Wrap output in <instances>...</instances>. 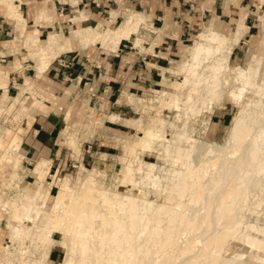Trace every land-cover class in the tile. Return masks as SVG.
Wrapping results in <instances>:
<instances>
[{"label":"bare ground","instance_id":"obj_1","mask_svg":"<svg viewBox=\"0 0 264 264\" xmlns=\"http://www.w3.org/2000/svg\"><path fill=\"white\" fill-rule=\"evenodd\" d=\"M20 3V0H0V6L5 8L9 19L19 21L22 20ZM47 3L41 0L40 5L34 7L32 18H36V26L41 20L49 26L52 20L54 10ZM119 14L128 16L125 24L109 30V24ZM258 19L264 25V16L260 15ZM145 20L140 13L121 8L119 12H111L106 25L98 24L80 31L87 39L93 36L96 43L101 38V43L111 40L119 44L123 39L131 40L134 34L132 48L139 50L144 39L143 33L139 34V26ZM150 27L154 28L152 24ZM241 28H245L243 19L234 27L232 39L235 42ZM77 32L73 30L70 34L76 36ZM229 39L228 34L203 27L194 36L188 57L181 60L176 69H160L158 109L137 125V131L142 135H116L114 141L124 154L115 157L120 169L108 180V185L99 180H104L106 172L93 167L84 168L85 175L76 189L70 186L68 178L55 179L53 175V180L43 186L51 161L39 158L30 170L35 178L31 192L19 191L18 188L13 197L0 195V210L37 237V240L30 238L28 242L21 236L20 227L11 225L10 241L12 249L19 253L21 262L18 264H46L48 251L55 243L53 233L61 235V248L67 251L61 264H264V222L255 221L258 214L264 219V198L251 195L249 189L264 180V64L256 53L245 66L236 64L230 68L231 46L226 47ZM58 40V35L51 33L42 45L39 30L35 29L25 38L24 48L32 54L48 56L49 51L58 48ZM208 59H212L213 64L206 67L209 75H204L198 69ZM19 66L20 60L16 59L13 69ZM222 71L236 73L234 78L239 87L228 94L236 104L241 103V108L233 114L227 128L229 140L224 146L198 144L193 127L198 115L205 113L201 121L203 130L206 129L212 112L210 104L221 96ZM41 73L38 72L37 76ZM171 73L182 74L183 80L172 83ZM5 79L7 71L0 69V81ZM23 81L10 103L5 102V96L0 97V113L17 110L19 115L30 111L34 115L36 110L44 107L39 99L41 90H36L28 78L24 77ZM223 84L227 87L229 82L224 80ZM188 85V92L184 93ZM247 88L252 89L253 97L242 102ZM6 89L7 83L3 84L2 91ZM194 95L200 97L195 98ZM183 96L184 108H181L186 111V122L181 124V133L177 136L181 134L188 138L182 140L180 135L181 139L176 137L169 141L166 129L174 128V121L167 122L160 112L163 107L178 111ZM125 98L132 101L134 97L126 93ZM137 99L142 100L140 97ZM87 118L86 124H89L91 121ZM29 119L32 121L34 117ZM111 119L117 120L120 116L112 113ZM188 124L193 128L189 134L186 133ZM18 131L0 149V167H10L14 171L10 173L12 177L16 176V162L21 158L17 150L22 130ZM64 142L78 150L75 134L69 135ZM149 151L154 153L155 162L141 158L143 152ZM104 156L102 154V158ZM4 178L0 181L3 182L2 187L12 188L11 180ZM53 185L57 193L47 206L46 200ZM117 186H123L125 192H119ZM147 188L152 190V200L147 197ZM30 246L34 249L44 247L40 259L32 260L26 255ZM9 248H4L6 255L12 252Z\"/></svg>","mask_w":264,"mask_h":264},{"label":"rangeland","instance_id":"obj_2","mask_svg":"<svg viewBox=\"0 0 264 264\" xmlns=\"http://www.w3.org/2000/svg\"><path fill=\"white\" fill-rule=\"evenodd\" d=\"M39 1L41 0H20L21 3L19 5V9L22 12L21 21L14 18L9 19V16L5 8L0 6V17H4L5 20L6 18L9 19L6 21H10V26H11V32L9 31L7 35L1 37L2 34H0V57L1 55H3L4 57V61L0 62V69L7 71V79L2 80V82L0 81V97L5 96L4 97L5 102L10 103L12 97L18 91V87L23 85L24 83L23 78L26 77L29 80H31L36 90L38 91L41 90L39 92V94L41 93L40 94L41 97H39V99L44 104V107H40L39 109L40 111L36 110L34 115L31 111L24 113L26 114V116L24 114L19 115L17 114V110L16 111L12 110L10 112L2 111L0 113V149H2V147L6 144V142H8L9 140L8 138L10 136L14 135L16 132H19L18 130L20 131L22 130L20 144L17 150L21 158H19L20 161L18 160L16 162L17 164L15 168L17 172V173L15 172L16 176L12 177L10 173L12 172L14 173V171L10 169V167L8 168L3 166L0 167V181L4 180L5 179L4 177L9 178V180L11 181L13 180L12 182L10 181V183L13 184V185L11 184L12 188L11 186H6V185L5 187H2L3 182H0V195H2V197H5L7 195L13 197L12 195L18 192V188L19 191L21 189L22 191L28 190L29 192H31L32 189L34 188L35 178L30 170L32 169L35 161L39 159L37 157L38 154L35 152L34 155L30 157V155L27 153L26 146H23L24 144L22 143L23 141H26L25 139H29L28 130L30 129V123H31V119L29 118L31 116H33L35 119L37 116L46 115V113L51 115L57 114L60 116L59 120L61 121L59 127L56 126L55 130L53 131L54 139H52V141L53 140L55 141L54 144H51L52 146L49 150L50 154H47V156L45 157V158L49 157L51 162L48 168V172L45 175L43 186H47L48 183L51 180H53V178H51V175H53L55 179L68 178L70 186L71 187L73 186L74 189H76L80 187L81 185L80 181L85 175L84 168L91 169L93 167H96L98 170L105 171L106 177H104V180L101 178L99 180H101L102 184L108 185V180L111 179L113 177V174L118 172V170L120 169V164L115 162V157L124 154L122 148L119 147L114 141L116 140V135L125 134V137L142 135L140 131H137L138 130L137 125L142 123L146 115H151L152 112L158 109V106L160 104V99L159 96L157 95H159L158 89L161 88V86L159 85L161 81V76H160L161 70L159 71L160 75L154 78L155 82L153 83V85L140 89L137 92H134V90L130 88L128 91L132 93L128 92L127 89H123V91L119 93L120 96L117 95L118 98L116 99L115 103L120 104L121 110L124 111L123 114L122 113L120 114L121 115L120 119L117 120L111 119L112 113L100 114L99 112L96 111L97 107L95 108L91 105L90 106L88 105L90 94L93 93L94 90V86H91L88 83L86 84L84 83V82H89V80L86 79L82 80L79 84H75L74 81H70V82L67 81L65 82L66 84L70 83L67 89L63 90L62 87L60 88L58 87V89H56V86L52 84L51 81H49V79L45 76V71L48 69L50 63L54 59H56L59 55H64L73 64L75 63L74 61L76 58V53L79 52L80 54H83L81 60L79 61V63H77L81 67V65L85 66L88 64V61L85 59V57L90 58L91 56H99V52H102L103 54L106 55H111L113 54V52L116 51L118 47V44H116V42H111V40H106V41L104 40V42L101 43V38H99L96 43V40L93 39V36H88L89 39L85 38V35L80 31V29L85 27H96L98 24L106 25L108 23V17L111 16V13L109 14V12L118 10L119 4L116 2L114 3L112 0H110L108 1L110 2V4L106 6L105 11L101 12L102 15L98 14L95 16L93 21L91 19L90 22L86 21L84 23L79 24V21L85 18L84 16L85 14L81 12V10L78 11L77 6H81V4L75 5L77 0H46V2H48L47 3L48 7L53 8V10H54V4H57L62 7L64 6L66 7V5H70V8L71 9L74 8L77 12L69 14L67 8L66 9L64 8L62 9L63 11L61 13L54 12L52 20L49 23V26H47L46 23H44L45 21L42 20L40 21L41 23L38 26H36V18L35 17L32 18L33 15L32 12H34V7L40 5ZM16 3L18 4L19 2L16 1ZM231 3L233 5H236L235 4L236 1L231 0ZM120 6L123 8H127V6L122 3ZM129 9H133V8H129ZM134 10L138 11L137 9H133L131 11ZM138 12L146 15V19H147L139 26V29L145 26L143 28L145 30V33L142 34L140 33L139 30V34L140 35L142 34L144 37V39H142L140 42L139 50L154 53L153 51L154 41L151 40L149 33L152 32L154 34H163L165 29L167 28L171 29L172 22L170 20L169 21L163 20L162 23L163 27L157 28L159 25L158 23H156L154 24L156 25V27L154 26L153 28L154 30H153L150 27L151 24V21L149 19L150 16L143 11H138ZM260 15L264 16V0H253V6H251V14L247 17V22L244 23L245 28H241L242 30L241 29L238 30L239 36L237 42H235L234 39H232L234 37L232 33L235 25L239 23L241 19L244 20L245 12L244 13L240 12L239 18L237 19H228L224 21L218 18L216 19L217 22L215 23H214L215 19H211L209 21L208 19H206L205 22H200L197 29L193 31L189 40L183 41L180 44H178L176 48L170 51L171 53L169 55L165 53L164 54L158 53V55L166 57L165 63L162 65V68L176 69L178 63L181 60H184L188 57L189 46L192 43L194 36L203 27H208L220 33H225L230 35V39L226 44V47L231 46V52L228 57V64L230 68L235 66L236 64L240 66H245L246 63H248L247 61H249L250 57L256 53L260 55L259 61L264 64V25H262V23L259 22L258 16ZM127 18H128L127 15H123V14L117 15L115 19L109 24L108 29L112 31L115 30L120 24L124 25ZM247 25L249 27L248 31L246 29ZM59 26L62 28H60ZM40 27H43L42 32L39 30ZM35 29L39 30V38L42 45L46 43L49 34L55 33L58 35L59 40L56 44L58 46V48L56 47L57 50H55L56 48L54 47L56 53L54 52V50H52L53 54H51L52 52L49 51L46 54L48 56H43V55L38 56L36 54H32L26 48H24L25 38L27 37L29 32ZM73 30H78L76 36H72L70 34L71 31ZM15 37L17 38V40ZM134 38L135 35L134 37H131L130 40L131 47H132V40ZM3 40L7 42H4ZM143 41L149 42L147 48L144 47ZM125 44L127 46L130 45V43L128 42ZM124 49H127V47ZM224 54H226V51L224 52ZM16 59L20 60V66L18 69H13ZM211 64H213L212 59L206 60L201 64L198 71L200 73H203L204 75H209V70H206V67L210 66ZM40 71H42L41 76H37L38 72ZM12 75H14L13 82L11 83L12 79H10V83H9L8 78H10V76ZM235 76L236 73L234 72L231 73L230 71H222L220 77L221 86L219 89L221 96L217 101L212 102L213 104L212 103L210 104L212 112L210 113V119L208 124H206L205 130H203L204 125H202V121L204 120L203 118L206 115L205 113H203L202 115H198L197 117L198 121L193 127L195 130L194 137L196 136L195 140L198 144H205V145L216 144L217 146L222 147L229 140V134L227 128L230 127L229 125L231 124L233 114L238 109L241 108V103L236 104V102L229 96L231 90H236L237 87H239V84L235 81L234 78ZM169 77L172 83L181 82L183 80L182 74L171 73L169 74ZM224 80H227L229 82V85L227 87H225V85L223 84ZM191 82L192 81L190 80L189 85H191ZM5 83H7L8 87L4 92L2 91V87L3 84ZM170 85L169 87H171ZM189 85L183 90L184 93L188 92ZM247 90H248L247 93H245L244 95V97L246 98H243L242 102H247L249 98L253 97L252 89L247 88ZM126 93L134 97L132 98V101H128L127 98H125ZM117 96L115 95L114 97ZM137 97L142 98V100H138ZM193 97L199 98L200 95H194ZM113 98L111 100H113ZM183 98L184 96L180 98L178 111H176L171 107L170 108L163 107L164 109L162 108L160 112L161 114L160 116L166 119L167 122L171 120L174 121V125H175L174 128L167 127L166 129L167 140L169 141L176 139V137H178L179 139L181 135L180 134L179 136H177L179 133H181L180 130L181 124L184 123L185 121L184 112L186 111H184L185 109H183L184 108L182 104ZM100 100L105 101L102 99ZM145 107L148 109H145ZM117 110L118 108L110 109V111L112 112H117ZM202 110L205 109L202 108ZM67 112L68 114L65 115V113ZM248 112H250V110ZM180 114L182 115L181 116L182 118L179 116ZM87 117H89L91 121L89 122V124H86V121L88 119ZM178 117L180 118L178 119ZM106 119H108L113 123L106 122L105 121ZM114 123L119 125H116ZM58 124L59 123H57V125ZM176 126L179 127L177 128ZM193 128L191 124H188L186 127V133L189 134L190 130ZM170 129L172 130V132H174V134L172 132L169 133V131H171ZM6 130L9 131L8 134H6L7 132ZM72 133L75 134L76 142L79 143L78 150H75L67 146V144L64 142L68 138V136L71 135ZM169 135L170 136L173 135L174 137L173 138L171 137L170 139ZM184 138L187 139L188 137L184 136ZM184 138L182 140H185ZM121 143L122 142H120L119 144L120 146H122ZM157 146L160 149L159 144H157L156 147ZM102 154H105L103 158H102ZM154 157H155L154 153L150 151L143 152L141 154V158L146 161L155 162L156 159ZM15 184H17L18 186H15ZM252 187L255 189H252ZM116 189L121 193L125 192L124 190L125 188L123 186H117ZM149 189L150 188L146 189L147 197L152 200L153 193L152 190ZM249 189H251V195L256 194V196H260V198H264V193L262 192L264 191V180H262L261 184L250 186ZM133 192L135 193L136 191ZM56 193H57L56 186L54 185L51 186L48 198L46 200L47 206L51 203L53 196ZM250 199L252 198L250 197ZM258 215H256L255 221L259 223H263L264 222L263 217H261L260 214ZM11 225L14 227H18V226L20 227L18 228L20 230L21 236L26 241L29 242L30 238L37 240V237L35 235L33 234L31 235V230L26 229V226L24 227V225L20 223H17L15 221L13 222V220H11L9 216L7 217V214H4V212L0 210V264H6V263L18 264L21 262L19 253L12 249V245L10 241L11 229H12ZM22 228H24L25 230ZM52 236L55 243L52 244V246L50 247L45 263L61 264V262L63 261V257L66 258L67 251L66 249L61 248L60 245L61 235L59 233H53ZM7 246L10 247L9 251H12L8 255L5 254L6 252H4V248ZM30 248L31 246L28 247L29 251L27 252L26 255L30 256L32 260L40 259L41 258L40 253L44 251L43 249L44 247L43 246H41L40 248L36 247V249H34L33 247L31 249ZM41 248L43 250H41ZM50 251H52L51 252L52 254L49 256Z\"/></svg>","mask_w":264,"mask_h":264},{"label":"crops","instance_id":"obj_3","mask_svg":"<svg viewBox=\"0 0 264 264\" xmlns=\"http://www.w3.org/2000/svg\"><path fill=\"white\" fill-rule=\"evenodd\" d=\"M108 1L110 0H77L75 5L81 4V6H77L78 11L81 10V12L85 14V18L81 19L79 24L86 21L90 22L91 19L93 21L98 14L102 15L101 12L105 11L106 6L110 4ZM112 1L119 4V9L110 11V13L117 12L123 8L120 6L122 3L127 6L128 9L125 8L126 10L131 11L137 9L138 11H143L148 14L153 26L156 27L154 24L158 23L159 26L157 28L163 27V20H170L172 22L171 29H165L163 34L149 33L151 40L154 41V53L132 48L131 41L123 39L119 42L116 51L111 55L99 52V56H91L90 58L85 57L88 61V64L85 66L81 65L80 67L77 64L83 56V54H80L79 52L76 53L75 63H71L67 67L58 65L54 59L45 71V76L56 86V89L62 87L63 90L67 89L70 85V83H65L67 81H74L75 84H79L82 80H89V82L84 83L94 86V90L93 93L90 94L88 105L95 108L97 107L96 111L100 114L117 113L119 116H121V113H124L120 108L121 105L115 103L118 96H120L119 93L122 92L123 89H127L128 91L131 88L134 92H137L147 86L149 87L155 82L154 78L160 75L159 71L165 63L166 57L158 55V53L169 55L171 53L170 51L176 48L178 44L189 40L200 22H205L206 19H208V21L215 19V23L218 18L224 21L228 19H237L239 18L240 12H245L243 21L246 23L247 17L251 14V6H253V0H232L236 1V5H233L231 0H208V2L207 0ZM64 8H67L69 14L77 12L74 8L71 9L70 5L62 7L54 4L55 13H61ZM138 11L136 12L140 13ZM140 14L146 18V15L142 13ZM6 20L9 19L6 18ZM6 20L4 17H0L1 37L7 35L9 31L11 32L10 21ZM246 27L248 31V25ZM42 29L43 27H40L39 30L42 32ZM139 30L140 33H145L143 28H140ZM131 37H134V34H132ZM3 41L7 42L5 40ZM147 41H143V45L146 48L149 45V42ZM127 42L130 43L129 46L125 44ZM123 45L125 46L123 47ZM126 47L127 49H124ZM10 79L13 80L14 75L8 78L9 83ZM115 95L118 96L114 97ZM112 98L113 100H111ZM100 99L105 100L106 102L101 101ZM111 108H118V110L117 112H112L110 111ZM66 114H68V112L65 113V115ZM59 117L60 116L57 114L51 115L46 113V115L37 116L31 121L30 129L28 130L29 139H25L26 141L22 142L24 144L23 146H26L27 153L30 157L33 156L35 152L38 154V158H45L47 154H50L49 150L52 146L51 144H54L55 141H52V139H54L53 131L56 126L59 127L61 124ZM105 121L113 123L108 119ZM57 123L59 124L57 125ZM46 159L50 158L48 157ZM51 252L52 251H50L49 256L52 254Z\"/></svg>","mask_w":264,"mask_h":264},{"label":"built area","instance_id":"obj_4","mask_svg":"<svg viewBox=\"0 0 264 264\" xmlns=\"http://www.w3.org/2000/svg\"><path fill=\"white\" fill-rule=\"evenodd\" d=\"M124 46H125V45H123V47H124ZM3 61H4V57L1 56V57H0V62H3ZM55 62H56L58 65L63 66V67H66V66H68V65L71 64V61L68 60V58L65 57L64 55H59V56L55 59ZM12 82H13V80L11 81V83H12Z\"/></svg>","mask_w":264,"mask_h":264}]
</instances>
